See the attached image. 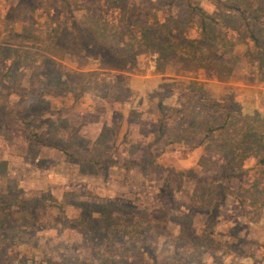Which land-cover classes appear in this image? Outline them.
<instances>
[{"label": "rangeland", "instance_id": "obj_1", "mask_svg": "<svg viewBox=\"0 0 264 264\" xmlns=\"http://www.w3.org/2000/svg\"><path fill=\"white\" fill-rule=\"evenodd\" d=\"M230 5L0 0V264H264L239 144L264 81Z\"/></svg>", "mask_w": 264, "mask_h": 264}, {"label": "trees", "instance_id": "obj_2", "mask_svg": "<svg viewBox=\"0 0 264 264\" xmlns=\"http://www.w3.org/2000/svg\"><path fill=\"white\" fill-rule=\"evenodd\" d=\"M230 9L238 12L241 28L245 31L250 44L248 48L247 67L253 68L259 75V79L264 81V0H229ZM202 21L203 31L202 44L204 47L214 46L209 37L211 36L207 23L204 21L206 13L200 7H196ZM251 60V61H250ZM251 131V130H250ZM249 130L241 131L240 146L244 151L254 150L256 155H261L264 162V131L252 135ZM253 132V131H252ZM263 137V138H262ZM238 143V142H237Z\"/></svg>", "mask_w": 264, "mask_h": 264}]
</instances>
